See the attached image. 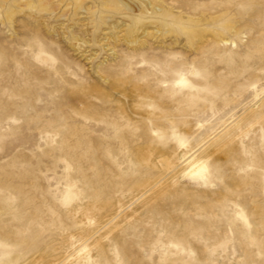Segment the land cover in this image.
<instances>
[{
  "label": "rangeland",
  "instance_id": "rangeland-1",
  "mask_svg": "<svg viewBox=\"0 0 264 264\" xmlns=\"http://www.w3.org/2000/svg\"><path fill=\"white\" fill-rule=\"evenodd\" d=\"M86 2L90 62L0 0V264H264V0H162L143 39L115 12L109 51Z\"/></svg>",
  "mask_w": 264,
  "mask_h": 264
},
{
  "label": "bare ground",
  "instance_id": "bare-ground-1",
  "mask_svg": "<svg viewBox=\"0 0 264 264\" xmlns=\"http://www.w3.org/2000/svg\"><path fill=\"white\" fill-rule=\"evenodd\" d=\"M18 1L19 3H17V5L20 6L19 13L21 14L25 13V15H28L26 17H29L32 20V22L45 26V28L48 30L49 36L54 35L56 30L58 29L63 30V34L65 36L67 34L70 35V38L68 37V40L70 41V45L72 46V48L75 51L81 53L82 57H85V59L88 62L93 60L95 54H89L91 52L90 50L87 51V48L88 45L92 42V37L94 36L92 34L91 28L89 27V25L92 22L91 18L93 16V12L95 8L94 5H89L86 2L87 0H71V2L69 3L67 2L68 0H18ZM101 1L104 2V6L106 5L105 7H108L109 5L108 2L111 3L110 4L111 6L115 7L114 12L104 8L103 12H107V14L101 15L100 17L102 24L105 25L104 30H108L109 32L104 34L103 36L100 35L97 38V41L98 43L102 44L107 51L110 50L109 40L113 35L114 32L113 30H117L121 33L126 28L128 29V27L130 29L132 25L128 23L127 20H123L115 16L114 15L115 12L133 16L134 27L131 30V33H136L138 38H142V39L149 38L153 35L152 32L157 34L159 31V27L157 25L158 22L148 21V20L159 18L164 14L168 13L166 11V6L162 2V0H101ZM0 9H2V6H0ZM58 10H60L59 14L61 13V15L58 14L59 16L56 15V12ZM70 11L74 12V14L76 15L75 18L76 22L84 23V25L87 26L86 29L83 31L84 34L83 38L72 32L74 29V24H71L70 26L68 25L69 27L68 29H71V31H69L70 33L65 31L66 28L65 23L68 21L67 14ZM15 16L16 14L14 11L8 12L6 16L7 22L12 24L14 22ZM144 18L146 20H144ZM0 25H5V22L0 21ZM33 38L35 45H41L43 47V45L40 43L41 38L38 34H36ZM33 40H31V43ZM56 44L58 43L55 42L54 45ZM51 47L52 46H50V48ZM36 48H38V46ZM57 50L59 51V49ZM62 65L65 66V64ZM65 70L68 71L66 68ZM193 156L194 154H190L185 159L180 161L161 160L159 163L162 166H164L165 169H168V171L172 172L180 166L187 165V163L193 158ZM203 163L204 162H199V161L193 162L192 165L187 169V175L193 176V175L204 174V170L202 167Z\"/></svg>",
  "mask_w": 264,
  "mask_h": 264
}]
</instances>
